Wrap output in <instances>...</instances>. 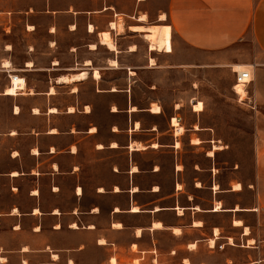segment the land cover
Listing matches in <instances>:
<instances>
[{
	"label": "crops",
	"instance_id": "0c3cea01",
	"mask_svg": "<svg viewBox=\"0 0 264 264\" xmlns=\"http://www.w3.org/2000/svg\"><path fill=\"white\" fill-rule=\"evenodd\" d=\"M162 13L170 50L139 67L123 63L137 51L131 45L97 57L109 26L97 43L87 23L85 40L63 56L51 24L45 50L24 38L18 62L13 43H1L0 264H264V118L253 140L257 181L238 189L217 180L215 164L187 160L203 147L214 156L211 128L183 117L172 119L177 131L170 123L184 102L197 101L203 73L234 65L252 75L246 105L264 110V0H168ZM28 23L27 35L36 30ZM84 69L85 79L59 80ZM169 73L194 79L166 98ZM13 76L24 85L9 95Z\"/></svg>",
	"mask_w": 264,
	"mask_h": 264
},
{
	"label": "rangeland",
	"instance_id": "374dc122",
	"mask_svg": "<svg viewBox=\"0 0 264 264\" xmlns=\"http://www.w3.org/2000/svg\"><path fill=\"white\" fill-rule=\"evenodd\" d=\"M167 2L168 0H0V45L6 40L10 44L13 43L12 56L16 62L23 57L24 38L33 39L36 52H43L48 33L46 28L51 24L56 26L57 54L63 56L69 46L85 40L84 26L87 23L93 24L96 28L94 35L98 43L97 32L107 30L111 21H117L120 18L125 25V32L117 35L114 31L111 36L119 50H124L133 44L136 46L137 51L127 53L128 57H124L123 63L139 67L145 64L144 56H150V53L154 56L156 51H148L144 38L138 33L129 32L127 27L141 24L134 18L141 13L148 17L146 24H167L166 21L157 20L159 14L166 11ZM114 12L120 13V16L114 18ZM26 22L36 26V30L29 35L24 32ZM73 23L77 28L75 26L76 30L71 32L68 24ZM27 28L32 27L27 26ZM70 29H72L71 26ZM96 51L100 60L111 56L109 50L100 44L97 45ZM132 54H134L133 57H131ZM109 76H113V73H109ZM140 76L144 82L146 74L142 72ZM166 76L167 87L164 93L166 98L172 96L169 94L171 86L180 85L189 88L194 79L193 74L188 73L183 75L169 73ZM93 77L98 78L99 73L93 72ZM197 83L202 91L197 95L199 96L196 98L197 101L184 102L182 109L177 111L180 114L174 117H183L187 122L200 121L201 128H211L208 131L210 135L207 137L217 140L213 146L217 145L221 148L214 151V156L207 158L204 153L208 148L203 147L200 154H191L187 157L188 162L192 164L195 161L203 168L212 163L215 164L217 180L222 183L231 179L232 186L237 182L245 185L255 184L258 165L253 140L257 133V119L264 118V110L250 109L246 105L247 93L243 97L244 102L237 101L233 91L234 72L230 69L208 70L201 75L200 82L197 81ZM138 94L143 99L146 98L145 91H139ZM198 101L202 103V108L192 111V103L195 104ZM192 141L198 142L195 138ZM234 188L238 189L240 185L236 184ZM241 198L246 203L250 200L251 193L244 192ZM111 262L113 263L114 259ZM132 264H138V262L133 260Z\"/></svg>",
	"mask_w": 264,
	"mask_h": 264
},
{
	"label": "bare ground",
	"instance_id": "6f19581e",
	"mask_svg": "<svg viewBox=\"0 0 264 264\" xmlns=\"http://www.w3.org/2000/svg\"><path fill=\"white\" fill-rule=\"evenodd\" d=\"M105 9H107V8L105 7ZM134 18L136 21H139L141 24L130 25L128 30L133 32V33L141 34L142 37L145 39V41L148 42L149 49L151 51H159V52L166 51V52H168L170 50V46H169L170 29L168 26L161 25V24L160 25L146 24L145 22L147 21V15H145L144 13H141L140 15H138ZM165 18H166V16L164 13H161L159 15V20H165ZM108 26H109V30H111V31L114 30L117 35H120L125 31L124 24L122 23L120 18L117 21H111ZM71 28H72V26H71ZM89 28H90V31L93 30L92 25L89 26ZM30 29H32V28H30ZM99 33H100L99 34V37H100L99 38L100 39L99 44L106 47L110 51H114V52L118 53L117 46H116V44H115V42L111 36V32L110 31H103V32H99ZM90 49H96V45L91 44ZM134 50H136V46L131 45L129 48V51H134ZM89 63H90V61L87 60L85 62V65H89ZM150 63L154 64V59L150 58ZM109 64L111 66H114V67L117 66V62L115 59H110ZM233 68L235 69V71L247 70V68L243 65H234ZM87 75H88L87 70L84 69L83 71H80L77 74H73L70 76H62L59 78V80L70 82V81H74V80L85 79L87 77ZM12 78L13 79H12L11 86L6 89V94H9V95H14L15 92L17 91V88L19 86H21L23 88V85H24L23 79H19V78L14 77V76ZM246 87H244L241 84L234 83L233 91L235 93H238L243 98L247 93ZM22 88H20V89H22ZM179 129L181 130L180 127H179ZM178 132H180V131H178ZM220 148H221V146H217V145L213 146V149H220ZM207 154L213 155V151H209ZM239 223L240 222L235 221V224H239ZM159 225H161V224L160 223H154V226H159ZM177 231L178 230L175 229V232H177ZM101 242H104V241L102 240Z\"/></svg>",
	"mask_w": 264,
	"mask_h": 264
},
{
	"label": "built area",
	"instance_id": "2783aa9c",
	"mask_svg": "<svg viewBox=\"0 0 264 264\" xmlns=\"http://www.w3.org/2000/svg\"><path fill=\"white\" fill-rule=\"evenodd\" d=\"M118 16H120V13H115V12L113 13V17L114 18H116ZM233 72H234V79H235V83L236 84H241L244 87H246L252 80V75H251V72L249 70L233 71ZM11 82H12V79L10 77V84H11ZM20 88H22V87L19 86L17 88V90H20ZM235 94L237 96V101L238 102H244V100H243L244 98H242L238 93H235ZM173 118H176V117H171L170 118V121H171L170 123H171L172 127L175 128V130H177L176 127L179 125L180 118L179 117L176 118L178 125H173V123H172V119Z\"/></svg>",
	"mask_w": 264,
	"mask_h": 264
}]
</instances>
